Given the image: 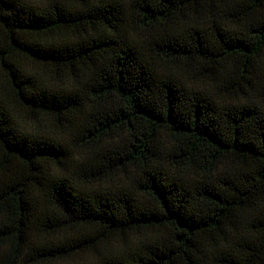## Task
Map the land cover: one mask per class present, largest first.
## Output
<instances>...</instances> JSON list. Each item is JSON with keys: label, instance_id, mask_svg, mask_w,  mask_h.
<instances>
[{"label": "trees", "instance_id": "trees-1", "mask_svg": "<svg viewBox=\"0 0 264 264\" xmlns=\"http://www.w3.org/2000/svg\"><path fill=\"white\" fill-rule=\"evenodd\" d=\"M88 255L264 264V0H0V264Z\"/></svg>", "mask_w": 264, "mask_h": 264}, {"label": "rangeland", "instance_id": "rangeland-1", "mask_svg": "<svg viewBox=\"0 0 264 264\" xmlns=\"http://www.w3.org/2000/svg\"><path fill=\"white\" fill-rule=\"evenodd\" d=\"M75 261H77L78 263L84 262L86 264H90L91 262L95 261V258H94V256L88 255V256H85L84 259H79V258L76 257L70 262H75Z\"/></svg>", "mask_w": 264, "mask_h": 264}]
</instances>
